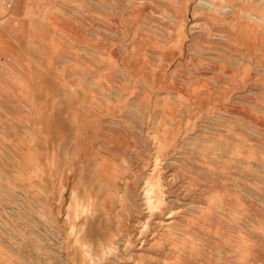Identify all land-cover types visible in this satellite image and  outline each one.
<instances>
[{"label":"rangeland","instance_id":"374dc122","mask_svg":"<svg viewBox=\"0 0 264 264\" xmlns=\"http://www.w3.org/2000/svg\"><path fill=\"white\" fill-rule=\"evenodd\" d=\"M0 264H264V0H0Z\"/></svg>","mask_w":264,"mask_h":264}]
</instances>
